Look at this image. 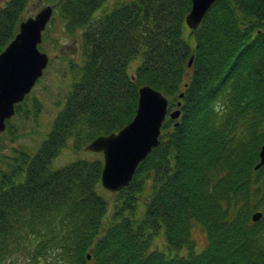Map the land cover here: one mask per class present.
<instances>
[{"label":"trees","instance_id":"obj_1","mask_svg":"<svg viewBox=\"0 0 264 264\" xmlns=\"http://www.w3.org/2000/svg\"><path fill=\"white\" fill-rule=\"evenodd\" d=\"M28 2L0 3V52ZM104 2L52 0L80 31V61L68 63L73 82L45 139L0 169V264H264V207L251 221L264 205V165L253 169L264 143V0H216L188 35L191 0H127L99 12ZM145 84L170 109L180 101L181 114L166 117L159 144L110 193V210L100 160L53 162L67 145L80 151L125 126ZM194 223L206 232L200 251ZM157 236L163 248H152Z\"/></svg>","mask_w":264,"mask_h":264},{"label":"water","instance_id":"obj_2","mask_svg":"<svg viewBox=\"0 0 264 264\" xmlns=\"http://www.w3.org/2000/svg\"><path fill=\"white\" fill-rule=\"evenodd\" d=\"M216 0H191V6L186 14L185 23L190 29H195ZM53 14L52 5L41 7L34 16L27 17L19 23L18 32L14 38L0 52V133L6 128V120L15 113V104L21 102L28 94L37 79L42 75L48 64V55L40 51L42 32ZM192 57L188 60V66ZM179 94V98L182 97ZM151 98L154 103L148 106L145 102ZM181 102L168 112V99L159 90L150 85L138 88V100L133 118L117 132L99 135L91 140L86 150L102 152L103 166L100 181L102 187L109 192H117L127 186L132 180L138 164L143 161L152 148L159 143L162 123L168 115L171 119L180 116ZM177 123H175L176 125ZM135 125L134 134L121 137L125 129ZM119 138L117 151L110 161L105 153V141H115ZM264 165V143L258 152V161L253 169ZM262 213L252 214L253 221H257ZM89 259V255H87Z\"/></svg>","mask_w":264,"mask_h":264},{"label":"rangeland","instance_id":"obj_3","mask_svg":"<svg viewBox=\"0 0 264 264\" xmlns=\"http://www.w3.org/2000/svg\"><path fill=\"white\" fill-rule=\"evenodd\" d=\"M3 1L5 0H0V3ZM122 1L127 0H105L99 12L108 10ZM47 4L52 5V0H29L23 12V20L27 17L34 16L41 7ZM57 9L54 8L53 15L42 34V40L39 44L40 50L46 52L49 56L48 65L27 95L21 112L19 114L15 113L11 118V129L5 130L0 134V169L2 170L8 169V162L13 157H17L16 153L18 151L24 150L32 152L45 139L57 112L62 107L64 97L73 82V72L68 69V63L71 60L75 62L80 61V31L71 32L66 26V21L62 19ZM190 32V29L186 26L184 35H188ZM138 63V60H134L130 64L128 68L129 74L134 73ZM36 101L41 105L37 114L34 113V103ZM13 129H15L17 137L11 140L10 137ZM79 158L98 159L103 165V155L101 152H92L84 148L80 151H74L70 145L62 149L61 153L54 160L53 165L61 166ZM106 196L110 201L109 209L111 210L113 196L108 191H106ZM263 207L264 205L256 210L262 212ZM254 212L251 213V216ZM251 221L254 222L252 219ZM263 225L261 224L259 228L263 227ZM190 234L195 251L202 250L207 242L206 232L203 227L198 223H194L191 227ZM163 247L164 241L162 237L157 236L153 240L152 248L159 249ZM21 262V259L17 258L16 264H21ZM46 264H54V262H47Z\"/></svg>","mask_w":264,"mask_h":264},{"label":"snow or ice","instance_id":"obj_4","mask_svg":"<svg viewBox=\"0 0 264 264\" xmlns=\"http://www.w3.org/2000/svg\"><path fill=\"white\" fill-rule=\"evenodd\" d=\"M148 106H151V104L154 103V101L149 98L145 102ZM135 125H132L131 127L125 129L123 133H121V137H129L134 134ZM104 144L106 145L104 148L105 153L109 156L110 161L113 159L114 153L117 151V146L119 144V138H117L115 141H105Z\"/></svg>","mask_w":264,"mask_h":264}]
</instances>
